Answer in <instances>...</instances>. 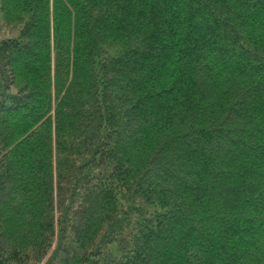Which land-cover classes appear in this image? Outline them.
<instances>
[{
	"label": "trees",
	"instance_id": "trees-1",
	"mask_svg": "<svg viewBox=\"0 0 264 264\" xmlns=\"http://www.w3.org/2000/svg\"><path fill=\"white\" fill-rule=\"evenodd\" d=\"M0 264H264V0H0Z\"/></svg>",
	"mask_w": 264,
	"mask_h": 264
},
{
	"label": "rangeland",
	"instance_id": "rangeland-1",
	"mask_svg": "<svg viewBox=\"0 0 264 264\" xmlns=\"http://www.w3.org/2000/svg\"><path fill=\"white\" fill-rule=\"evenodd\" d=\"M0 36H1V34H0Z\"/></svg>",
	"mask_w": 264,
	"mask_h": 264
}]
</instances>
